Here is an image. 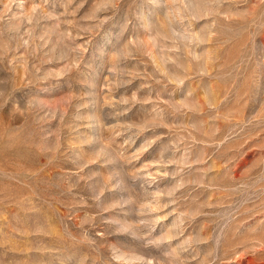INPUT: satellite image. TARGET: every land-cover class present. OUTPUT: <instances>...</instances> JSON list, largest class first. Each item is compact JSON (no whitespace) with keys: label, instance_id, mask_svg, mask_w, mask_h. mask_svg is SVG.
Returning <instances> with one entry per match:
<instances>
[{"label":"rangeland","instance_id":"obj_1","mask_svg":"<svg viewBox=\"0 0 264 264\" xmlns=\"http://www.w3.org/2000/svg\"><path fill=\"white\" fill-rule=\"evenodd\" d=\"M0 264H264V0H0Z\"/></svg>","mask_w":264,"mask_h":264}]
</instances>
